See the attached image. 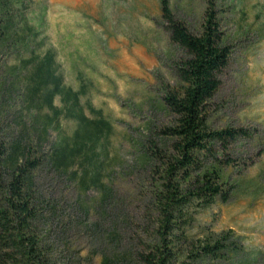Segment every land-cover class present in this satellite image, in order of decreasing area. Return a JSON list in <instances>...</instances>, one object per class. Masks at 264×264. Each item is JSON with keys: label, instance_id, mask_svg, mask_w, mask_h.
Wrapping results in <instances>:
<instances>
[{"label": "rangeland", "instance_id": "1", "mask_svg": "<svg viewBox=\"0 0 264 264\" xmlns=\"http://www.w3.org/2000/svg\"><path fill=\"white\" fill-rule=\"evenodd\" d=\"M212 1L230 57L208 125L242 129L249 138L231 152L237 167L225 174L229 201L198 210L190 234L232 231L243 264H264V0ZM207 2L169 5L195 32ZM0 6V142L67 156L66 166L43 164L34 175L55 262L124 264L152 191L146 153L165 147L160 132L170 116L161 96L176 87L175 65L185 57L156 22L160 0H0ZM84 171L98 177L87 188L80 183Z\"/></svg>", "mask_w": 264, "mask_h": 264}, {"label": "trees", "instance_id": "2", "mask_svg": "<svg viewBox=\"0 0 264 264\" xmlns=\"http://www.w3.org/2000/svg\"><path fill=\"white\" fill-rule=\"evenodd\" d=\"M219 14L208 0L198 29L192 32L175 16L169 0H160L156 22L185 57L175 65L176 87L161 96L170 116L160 132L165 147L146 153L152 191L124 264H243L241 240L232 231L190 234L198 210L229 201L232 190L225 174L237 167L231 152L239 139L249 138L242 129L215 130L208 125L210 104L230 57ZM36 147L41 149L39 144ZM66 163L67 156L56 148L48 156L21 142L10 148L0 142V264H57L54 244L42 226L34 175L43 164L64 167ZM87 174L84 171L80 178L86 188L98 181L97 174L89 178Z\"/></svg>", "mask_w": 264, "mask_h": 264}]
</instances>
